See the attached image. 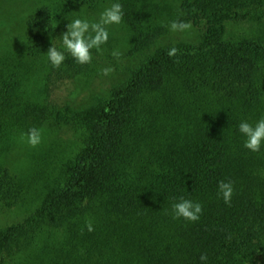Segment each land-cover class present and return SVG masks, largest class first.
Instances as JSON below:
<instances>
[{
	"label": "rangeland",
	"instance_id": "374dc122",
	"mask_svg": "<svg viewBox=\"0 0 264 264\" xmlns=\"http://www.w3.org/2000/svg\"><path fill=\"white\" fill-rule=\"evenodd\" d=\"M180 1L96 0L60 6V17L50 28L29 32L28 19L15 17L26 13L29 18L41 0H0V70L9 64L14 82L22 84L14 101L16 123L0 126V167L7 170L8 193L0 202V264L81 257L100 229H143L145 214L157 206L150 204L157 180L169 178L167 169L178 155L185 154L183 161L196 170L185 193L194 198L204 195L207 173L217 165L233 184L254 168L252 175L258 170L264 175V143L252 152L239 132L242 121L255 125L264 117V12L262 20L234 23L216 39L200 40L194 27L169 30ZM116 2L157 7L166 26L163 42L178 49L176 56L162 58L119 90L114 87L127 80L125 68L136 67L141 59L140 53L132 54L135 37L125 16L119 25L107 27L109 39L100 51L92 50L90 64L77 63L59 39L71 20L95 22ZM25 34L38 36L39 47L24 44ZM51 44L65 51L67 59L59 68L47 57ZM109 67L113 71L106 76L102 70ZM100 99L116 103L108 121L98 116ZM67 104L90 110L89 131L55 125L53 111ZM32 128L41 132L35 147L28 142ZM91 142L100 143L97 158L91 161L89 182L79 185ZM226 152L229 166L223 161ZM138 178L141 188L147 187L140 193L133 184ZM142 247L137 244L145 252ZM156 253L146 250L145 255ZM246 264H264V256L254 254Z\"/></svg>",
	"mask_w": 264,
	"mask_h": 264
},
{
	"label": "trees",
	"instance_id": "16d2710c",
	"mask_svg": "<svg viewBox=\"0 0 264 264\" xmlns=\"http://www.w3.org/2000/svg\"><path fill=\"white\" fill-rule=\"evenodd\" d=\"M95 1L41 0L43 4L35 9L29 18L28 14L23 13L15 19L17 21L28 19L27 30L34 32L38 28H50L60 17L58 14L60 6L88 4ZM51 4L57 6V11L51 7ZM155 10L157 7L149 3L145 6L143 3H136L123 7L125 22L135 37L132 54L140 53L141 59L136 67L125 68L124 72L128 78L124 83L114 87V90L122 89L128 82L130 84L132 80L134 81L139 74L169 56L168 51L174 44L163 42L166 37V26L160 22L163 16L159 18ZM176 10L174 21L189 22L192 27L197 28L200 40L216 39L231 24L262 20L264 0H181ZM39 40L38 36L31 37L26 34L22 38L23 43L30 49L39 47ZM8 67L5 68L6 71L0 70L1 127L13 121L16 123L15 119H18L19 115L14 101L22 84L14 82L16 74L11 73ZM98 105L99 118L106 121L111 119L110 112L116 107V103L114 101L106 103L105 100L100 99ZM89 112L90 110H79L67 104L54 110L51 117L58 127L69 126L87 132L90 130L87 120ZM99 147L100 143H89L85 163L79 174V185L89 182L91 161L97 158ZM229 147L231 148V145L227 148ZM224 155L226 157L223 161L229 166L227 161L230 163V156L227 152ZM185 157L186 155L182 154L175 158L174 163L167 169L169 178H161V176L158 178L157 181L161 179L159 188L158 186L155 187L156 189L153 188L157 193L155 192L154 198H149L150 204L155 203L157 206L155 211L145 214L143 229H122V227L100 229L95 241L89 242L90 245L87 244L88 248L85 252L87 254L76 258L70 255L63 260H52L48 264H205L200 260L201 254H207L206 264H246L254 254L260 253L264 256V175L261 170L252 175V172L257 170L254 168L250 171L251 175L235 182L231 203L226 204L218 194V183L221 180L226 182L228 178L219 165L207 173L206 194L195 198L185 194L191 186L190 173L196 172L190 170L188 161H183ZM221 171L224 177L220 178ZM6 173L7 170L0 167V202L7 199L8 193L4 181ZM141 179L138 178L133 183L139 193L147 188L144 185L141 188ZM245 185H248L252 191H248ZM181 197L202 205L203 212L198 221L173 219L172 205L178 203ZM200 198L203 199L202 202ZM129 205L130 208L134 207L132 203ZM138 243L143 245L145 252L149 250L157 253L146 257L145 252L137 248ZM9 253L7 252L8 255ZM138 256H142V260H139Z\"/></svg>",
	"mask_w": 264,
	"mask_h": 264
},
{
	"label": "clouds",
	"instance_id": "9594fccd",
	"mask_svg": "<svg viewBox=\"0 0 264 264\" xmlns=\"http://www.w3.org/2000/svg\"><path fill=\"white\" fill-rule=\"evenodd\" d=\"M124 11L120 3H112L100 13L99 19L90 22L88 19L76 18L66 25V31L59 37L63 49L79 64H90L92 61V50H101V46L106 44L109 39L107 27L113 24L119 25L123 21ZM192 25L184 21H172L169 30L172 32H183L189 30ZM65 51L59 50L54 44L47 50V57L53 67L59 68L67 59ZM178 49L170 48L168 55L176 56ZM114 57H119L120 53L113 51ZM104 75H109L113 69L105 68L102 70ZM239 132L245 136L244 147L252 152H259L262 143H264V117L259 119L255 125L242 121L239 124ZM28 142L35 147L41 142V132L39 129L32 128L28 132ZM233 182L221 180L218 183V194L222 196L226 204L231 203L233 196ZM173 219L184 218L190 222H196L200 219L203 207L199 202H193L191 199L180 198L178 203L172 205ZM89 232L94 228L91 222L86 224ZM200 260L207 262V254H201Z\"/></svg>",
	"mask_w": 264,
	"mask_h": 264
}]
</instances>
